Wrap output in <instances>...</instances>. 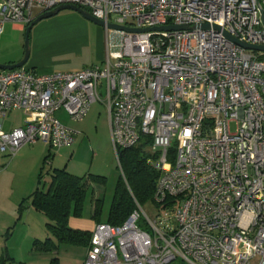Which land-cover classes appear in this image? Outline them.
Wrapping results in <instances>:
<instances>
[{
  "label": "built area",
  "instance_id": "obj_1",
  "mask_svg": "<svg viewBox=\"0 0 264 264\" xmlns=\"http://www.w3.org/2000/svg\"><path fill=\"white\" fill-rule=\"evenodd\" d=\"M63 5L130 29L211 27L122 32L118 53L79 72L0 71V156L72 146L56 114L82 122L100 102L122 176L119 152L140 145L161 174L155 219L136 202L122 225L98 224L83 264H264V54L224 35L264 46V0H0V36ZM15 111L24 125L7 132Z\"/></svg>",
  "mask_w": 264,
  "mask_h": 264
},
{
  "label": "rangeland",
  "instance_id": "obj_2",
  "mask_svg": "<svg viewBox=\"0 0 264 264\" xmlns=\"http://www.w3.org/2000/svg\"><path fill=\"white\" fill-rule=\"evenodd\" d=\"M81 19L87 21L82 16ZM87 22L89 23V28L95 33L94 36L96 35L97 29H102V31H104L103 37L100 38L102 44L106 43V32H110L108 43L112 47L111 51H119L122 32L108 30L96 26L89 21ZM24 44L25 40L22 34L14 31L13 24L9 23L5 28V34L0 36V60L2 57L14 55L19 48H24ZM56 117L66 126L80 131L82 135L77 139L74 145L59 150L49 151L47 146L39 143L36 146L30 145L25 147L22 153H19L14 159L0 156V163H2V165H0V175L4 173L13 174L8 181L2 182L5 188H3L4 192L2 190L3 197H0V201L2 200L7 203L8 200L12 202L17 200L16 197L23 194L24 184H27L28 180H30L31 189L30 192L26 193L25 198L30 196L38 186L40 169L43 167V158L46 154L48 155L51 153L44 167L41 183L42 189L45 188L46 190L48 188L50 173L56 169L61 170L67 168L68 172H73L77 174L76 176L83 179L87 178L89 175L105 178L104 186L96 188L94 194L92 191L87 193L82 217L78 218L80 221H85L82 223L83 228L91 229L93 226L91 217L94 198L100 196L104 199L101 221L105 222L114 198L117 182L122 175L119 161L115 156L112 144L108 110L102 103L97 102L91 106L88 115L82 122H72L64 111L58 112ZM19 120H22L21 114L15 113L10 115L5 121V130L9 131L10 124L19 122ZM23 153L26 154V156L19 160V156ZM36 154H38V156ZM40 158H42V161L38 165L36 160ZM12 164L14 165L13 167H11ZM15 166L17 167L14 168ZM0 205L2 204L0 203ZM143 209L152 220L158 215L154 203L144 204ZM37 215L38 217L33 218L32 221L34 225L37 226L34 231L37 232L38 238L32 235L30 240L27 238L25 240L24 228L22 229L21 226L14 225L15 223H11L9 230L7 229L1 232L0 229V251L3 249V244L9 242L12 236L15 235V238L11 240L12 248H14L15 244V251H11V254L8 252L12 259L15 258L11 264H52L53 258H58V264H83L86 250L81 246L59 245L56 253H43L36 250L34 247L36 242L41 245V243H45L47 239H52V235L46 226L49 223L48 219L41 213H37ZM19 216L20 214L18 213L17 219H19ZM7 232H10V236L8 237H6ZM174 264H179V262L177 261Z\"/></svg>",
  "mask_w": 264,
  "mask_h": 264
},
{
  "label": "crops",
  "instance_id": "obj_3",
  "mask_svg": "<svg viewBox=\"0 0 264 264\" xmlns=\"http://www.w3.org/2000/svg\"><path fill=\"white\" fill-rule=\"evenodd\" d=\"M8 24L9 23L5 25V28ZM13 29L14 31L22 34V37L25 40V32H26L27 27L22 26V25L13 24ZM4 34H5V29H4L3 35ZM94 34L95 33H93V31L89 28V23L87 21H83L81 19V16L76 12L65 11V12L60 13L54 18L44 20L40 22L39 24H37L31 31V39H30L31 54H30L29 61L27 65L25 66V68L34 73H38L41 75H48L52 73H73V72L82 71L86 68H90L93 66H102L104 65L107 58H109L113 54L118 53V51L116 52L111 51L112 47L108 43V37L110 35V32H106V43L104 44H102V40L100 41V38H102L104 35V31H102V29H97L95 36ZM24 51H25L24 48L23 49L19 48V50L16 53H14V55H11V56L8 55L5 57H2L0 60V63L4 65L18 63L23 58ZM15 113L21 114L22 120H19V122H16V123H11L9 127V131L7 132H10L17 128H21L24 125L25 116L23 115V113L19 111H15V112H12L10 115L15 114ZM63 125L77 132V134L75 135V142H74L75 144L77 142V139L80 138V136L82 135V133L69 126H66L65 124ZM4 129H5V124H4ZM38 144L39 143H36L33 146H36ZM24 148L21 150L20 153H22ZM47 148L49 149V151L52 150L49 147ZM36 155L38 156V154ZM48 155L46 154L45 157L43 158V162H42L43 164H44L46 157H48ZM25 156L26 154L23 153L21 156H19V160L20 158L23 159ZM41 159L42 158L36 160L38 165L41 163L42 161ZM0 165H2V163H0ZM13 166L14 165L12 164L11 167ZM16 167L17 166H15L14 168ZM41 169H40L39 177L41 175ZM61 170H66L68 172L67 168L66 169L64 168ZM68 173L76 178L83 179L79 176H76L77 174L73 172H68ZM12 176H13L12 173H4L0 175V197H3L2 190L4 192L3 188H5V185L2 182L8 181V179ZM89 176L85 178L84 181L85 180L88 181ZM29 182L30 180L27 181V184L26 183L24 184L23 194L21 196L16 197L17 200L13 202L8 200L7 203H5V201H2V200L0 201V203L2 204L0 205L1 232L6 231L7 229L9 230L11 227L10 226L11 223H15L14 225H17V226L19 225L21 226L22 229L24 228L23 231L25 230L24 232L25 240L26 238L30 240L32 235L37 238L39 237L37 232L34 231V229L37 228V226H35L32 221L33 218L38 217L37 215L38 212L35 211V209L33 208L31 204L30 196L37 189H42L41 187L42 180H40L39 178L38 186L36 190L30 196L25 198L26 193L30 192V189H31ZM100 187L101 186L99 185H91L89 191H92V193L94 194L96 192V188H100ZM98 197L94 198L93 200V213L91 217L93 221V226L91 227V229L83 228L82 223L85 221H80L79 219L77 220V218H74V217L71 218L69 221V226L71 229L92 233L94 228L98 224H102V223L107 224L108 216L105 222H102L101 220L100 222H96L93 219L94 201ZM22 205H23V212L20 214L19 219H17V214L19 213L20 207ZM108 215H109V212H108ZM8 233L10 232H7V234ZM14 238H15V235L12 236L9 242H5L6 244H3L2 246L3 249L0 251V256H3L4 253L6 252L9 258L12 259L9 253L11 254V251H15V244H14V248H12L11 246L12 244L11 240ZM47 240H52L53 242L56 243V240L53 237L52 239H47ZM87 249L88 247L85 248L86 253H87ZM53 253H56V251ZM14 259H12V262L14 261ZM54 259L58 260V258H53V260Z\"/></svg>",
  "mask_w": 264,
  "mask_h": 264
},
{
  "label": "trees",
  "instance_id": "obj_4",
  "mask_svg": "<svg viewBox=\"0 0 264 264\" xmlns=\"http://www.w3.org/2000/svg\"><path fill=\"white\" fill-rule=\"evenodd\" d=\"M264 60V55L261 57ZM145 145H140L131 150L119 152L120 166L123 176L117 182L114 198L110 207L107 224L112 226L122 225L136 210V202L143 208L144 204L154 203V195L160 173L147 163ZM50 155L46 157L41 169L40 180ZM40 182V181H39ZM105 178L89 176L88 181L79 179L66 170H53L50 173L48 188L37 189L31 196V204L35 211L43 214L49 221L48 231L56 240H47L46 243H35L34 247L39 252L53 253L59 245L88 247L91 232L73 230L69 226L72 217L81 218L87 193L91 185L104 186ZM130 190V191H129ZM104 199L98 197L94 201L93 219L100 222ZM23 212V205L19 214ZM10 236V233L6 237ZM12 259L5 252L0 256V264H11ZM52 264H58L54 259Z\"/></svg>",
  "mask_w": 264,
  "mask_h": 264
},
{
  "label": "water",
  "instance_id": "obj_5",
  "mask_svg": "<svg viewBox=\"0 0 264 264\" xmlns=\"http://www.w3.org/2000/svg\"><path fill=\"white\" fill-rule=\"evenodd\" d=\"M65 11H72V12H76L79 15H81L84 19H86L87 21L91 22L92 24L99 26V27H103L106 28L108 30H114V31H118V32H124V33H130V34H135V33H149V32H171V31H189V30H210L211 27L208 24L205 25H200V26H195V27H189V26H184V27H177V26H167V27H157V28H151V29H130L128 27H124V26H119V25H115L113 23H105L104 21H101L97 18H95L90 12H88L87 10H84L82 8H79L77 6L74 5H63L60 6L52 11L43 13L41 15H39L26 29L25 32V44H24V56L21 59V61H19L18 63L15 64H10V65H1L0 64V71H13L16 69H20L23 68L27 65L29 58H30V54H31V47H30V34L31 31L33 30V28L39 24L40 22L44 21V20H48L51 18L56 17L57 15H59L62 12ZM261 17H262V21L264 23V11L261 10ZM215 30H220L219 27L214 26L213 27ZM224 35L226 37V39L228 41H230L231 43L241 47L242 49L249 51V52H255V53H263L264 54V46H256V45H250L247 44L235 37H232L231 35H229L228 33L224 32Z\"/></svg>",
  "mask_w": 264,
  "mask_h": 264
}]
</instances>
